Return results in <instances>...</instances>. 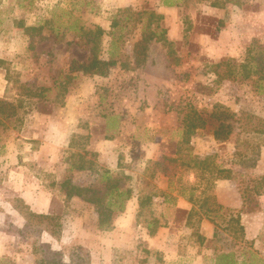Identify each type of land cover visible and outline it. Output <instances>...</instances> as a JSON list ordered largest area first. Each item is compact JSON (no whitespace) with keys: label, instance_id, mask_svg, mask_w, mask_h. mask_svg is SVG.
Segmentation results:
<instances>
[{"label":"rangeland","instance_id":"1","mask_svg":"<svg viewBox=\"0 0 264 264\" xmlns=\"http://www.w3.org/2000/svg\"><path fill=\"white\" fill-rule=\"evenodd\" d=\"M112 1L0 0V264H214L221 253L264 264V125L236 123L264 121V0H214L209 14L196 0L147 6L155 39L139 67L150 13L138 22L144 5ZM97 28L100 58L116 65L70 71L92 58ZM221 111L235 118L218 141ZM106 172L132 198L101 229L95 207L59 185L102 193Z\"/></svg>","mask_w":264,"mask_h":264},{"label":"trees","instance_id":"2","mask_svg":"<svg viewBox=\"0 0 264 264\" xmlns=\"http://www.w3.org/2000/svg\"><path fill=\"white\" fill-rule=\"evenodd\" d=\"M215 4V3H214ZM216 5V4H215ZM222 3H219V6H221ZM214 6V5H213ZM150 13L149 21L145 25L141 39L135 44V55L137 56L135 59V66L139 67L140 65L144 64L146 59V51L149 41L155 39V35L153 31V28H151V20L152 17L156 16L154 13L141 10L136 13H134L135 16H137V21L140 22L142 15ZM158 20L163 19L162 16H157ZM118 26L117 21H113L111 25V29H115ZM35 30L34 28H28L27 31ZM86 35L90 38V42L93 43V55L92 58L87 62L83 64L73 65L71 67L70 71H80L83 75L89 76V77H104L108 74L109 68L116 65V61L113 59V53L112 52H106L107 57L105 59L100 58V53L102 51L101 48H98V39L104 35L103 30L100 28H97L95 32H87ZM159 40V39H158ZM161 40V39H160ZM164 44H167L166 42ZM111 45L113 43L111 42ZM110 45V46H111ZM171 53V51L168 52V54ZM261 56L257 57V63L261 64ZM223 62V61H222ZM221 61L214 62L213 64V72H217L221 66H223L225 63H222ZM74 64V63H73ZM67 79H70L67 77ZM63 88V87H62ZM65 92V91H64ZM212 117L218 122V126L213 131V136L216 140L225 139L229 136L231 133L232 127L230 124L226 123L227 119H232L234 121V116L224 114V111H221L219 113H213ZM243 117V116H242ZM245 121V127H242V119H236V123L239 124V128L241 131L244 129L249 128L253 129L255 133H262L260 131L261 125H264V121L259 118H254L251 116L243 117ZM255 121V122H254ZM82 167H79L78 169H81ZM101 184L103 185L102 193L98 191L95 188L92 187H82V186H76L72 184L69 180H65L62 183H60V192H62L65 196L66 200H70L74 197H78L81 200L85 201L86 203H89L93 205L96 209V212L98 214V223L99 228H104L109 225L111 221V215L114 212H122L125 210L126 203L132 198V190L130 187L125 186L123 179L115 178L114 176L108 174L107 172L102 176ZM180 197L185 198L183 194H180ZM150 198L145 197H138V204L139 209H142L143 207L150 204ZM36 217L45 218L48 219V215H35ZM154 225H156V221L154 220ZM148 229H150V235H153V231L150 224L148 225ZM214 264H237V261L234 258V255L232 253H221L216 255Z\"/></svg>","mask_w":264,"mask_h":264},{"label":"crops","instance_id":"3","mask_svg":"<svg viewBox=\"0 0 264 264\" xmlns=\"http://www.w3.org/2000/svg\"><path fill=\"white\" fill-rule=\"evenodd\" d=\"M114 5L122 8V7H132L136 8L139 7L141 9V6L144 5L143 10H149L147 6L152 7L151 9H154L158 14H166V13H171L174 12V10H180L182 8H186L187 5H190L189 2L190 0H113L112 1ZM214 0H196L194 2V8L193 11L194 13H212L214 12L215 4L213 3ZM243 2V1H241ZM214 5V6H213ZM226 2L225 4H222L221 7H226ZM231 7L235 9H242V5L237 4H230ZM218 7V6H217ZM150 9V10H151ZM194 29L197 28V25L193 27ZM135 202V201H134ZM182 202H184L182 200ZM132 205V204H131ZM128 213L131 215V211H128ZM132 217V215H131Z\"/></svg>","mask_w":264,"mask_h":264}]
</instances>
